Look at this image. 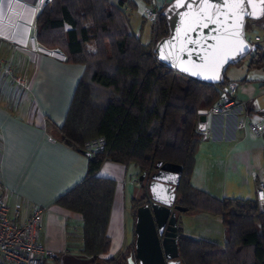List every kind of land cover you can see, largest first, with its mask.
Masks as SVG:
<instances>
[{
  "label": "trees",
  "instance_id": "obj_1",
  "mask_svg": "<svg viewBox=\"0 0 264 264\" xmlns=\"http://www.w3.org/2000/svg\"><path fill=\"white\" fill-rule=\"evenodd\" d=\"M144 1L152 6V0ZM124 3L52 0L36 19L41 44L61 48L67 62L86 67L60 127L63 141L81 152L90 138L103 135L108 143L106 152L91 153L86 178L57 203L82 214L83 251L94 264H127L135 253L136 234L125 255L99 261L110 246L107 229L116 182L98 177L97 171L107 158L134 163L140 174L155 172L157 163L177 164L183 170L176 203L188 211L221 216L226 234L225 245H220L193 238L178 227L182 264H264V212L258 201L220 199L191 184L204 137L199 126L206 115L200 111L222 98L227 76L226 83L216 85L162 64L153 51L155 45L144 44L131 32ZM164 8L158 12L155 44L168 31L161 14ZM245 60L249 68L264 67V51L258 46L238 64ZM146 202V196L136 201V212Z\"/></svg>",
  "mask_w": 264,
  "mask_h": 264
},
{
  "label": "crops",
  "instance_id": "obj_2",
  "mask_svg": "<svg viewBox=\"0 0 264 264\" xmlns=\"http://www.w3.org/2000/svg\"><path fill=\"white\" fill-rule=\"evenodd\" d=\"M51 1L0 0V196L20 206L22 220L34 208H46L41 239L54 255L45 264H94L83 251L82 214L57 203L86 178L90 156L67 145L60 132L86 67L46 52L66 56L61 48H48L36 38V19ZM129 1L123 8L131 32L152 45L158 18L150 21L151 33L146 32V10L159 12L172 0H152V6L144 0ZM141 2L144 13L140 14ZM28 37H34L35 44L27 42ZM235 68L231 66L226 76L238 83L237 97L246 103L231 114L209 115L201 121L204 137L191 184L220 199L255 200L264 181V134L254 135L241 122L249 115L264 129V74H251L255 68H249L248 60L239 70ZM207 110L200 113L205 115ZM96 175L116 182L107 229L110 246L99 255V261H104L128 252L135 238V202L145 198L146 188L134 163L107 158ZM177 225L193 238L226 243L219 215L177 212Z\"/></svg>",
  "mask_w": 264,
  "mask_h": 264
},
{
  "label": "water",
  "instance_id": "obj_3",
  "mask_svg": "<svg viewBox=\"0 0 264 264\" xmlns=\"http://www.w3.org/2000/svg\"><path fill=\"white\" fill-rule=\"evenodd\" d=\"M245 5L224 0H173L162 11L168 31L155 44L156 58L165 66L202 82L226 83L231 66L257 50L246 34L248 20H264V3L253 0L258 19L240 16ZM157 12V9H154ZM236 18L233 19V14ZM242 25V27H241ZM224 87L222 98L226 97ZM87 156L91 152L83 151ZM151 174L143 172L147 202L136 212L135 253L127 264H182L179 258L177 212L188 208L176 203L182 166L157 163Z\"/></svg>",
  "mask_w": 264,
  "mask_h": 264
},
{
  "label": "built area",
  "instance_id": "obj_4",
  "mask_svg": "<svg viewBox=\"0 0 264 264\" xmlns=\"http://www.w3.org/2000/svg\"><path fill=\"white\" fill-rule=\"evenodd\" d=\"M46 1L43 0V4ZM145 15L149 21L155 22L158 11L147 9ZM27 42L35 44L34 37L29 38ZM252 43L257 47L260 46L264 51V32L256 34ZM38 48L43 50L41 47ZM46 52L66 60V56L59 51ZM19 82L25 83L23 79ZM226 87V97L212 105L206 111V116L231 114L237 107L246 103L237 97V82L229 81ZM221 92L224 93V89ZM246 125L250 127L254 135L264 134V129L259 124H255L249 115H246L241 122L242 127ZM107 148V139L103 135L90 138L83 145V149L91 153L106 152ZM256 200L264 212V181L257 188ZM45 210V207H36L27 218L22 220L20 206L11 205L3 196H0V264H45L46 260L54 255L41 239Z\"/></svg>",
  "mask_w": 264,
  "mask_h": 264
},
{
  "label": "rangeland",
  "instance_id": "obj_5",
  "mask_svg": "<svg viewBox=\"0 0 264 264\" xmlns=\"http://www.w3.org/2000/svg\"><path fill=\"white\" fill-rule=\"evenodd\" d=\"M114 3H119V1H123V2H127L129 0H112ZM173 1V0H172ZM131 3V1H129ZM141 5L139 6V12L140 14L141 13H144V4L141 2L140 3ZM147 20H145V30L146 32L148 33H151L152 31V28H153V23H151L148 19L147 16H145ZM259 20H248V23H247V31H246V34H247V38L253 42L254 41V37L256 34H263L264 32V24L260 25L259 23ZM155 45V43H152V46ZM155 47V46H154ZM153 47V49H154ZM89 48L90 49H95L94 45H89ZM246 60L243 62V63H240V64H237V65H234L233 67H237L235 69L239 70L242 65H246ZM251 74H254V75H263L264 74V67H259V68H255L253 69V71L251 72ZM232 75V73L230 72V76ZM139 180H140V176H139ZM179 212V215H183L185 213H190V212H193V211H187V212H182V211H178ZM221 245V244H220ZM225 245V244H223Z\"/></svg>",
  "mask_w": 264,
  "mask_h": 264
},
{
  "label": "snow or ice",
  "instance_id": "obj_6",
  "mask_svg": "<svg viewBox=\"0 0 264 264\" xmlns=\"http://www.w3.org/2000/svg\"><path fill=\"white\" fill-rule=\"evenodd\" d=\"M203 3H208L209 0H202ZM230 0H224V5L229 4ZM232 3L234 4H239V5H245V7L243 9L240 10L239 14L241 17H243L244 15H247L249 18L252 19H258L260 18L259 16L255 15L252 11H251V4L253 3V0H231ZM261 3H264V0H260ZM233 19L236 18V14L234 13L232 16ZM242 27V25H241Z\"/></svg>",
  "mask_w": 264,
  "mask_h": 264
}]
</instances>
